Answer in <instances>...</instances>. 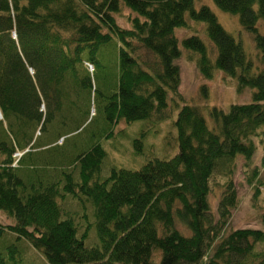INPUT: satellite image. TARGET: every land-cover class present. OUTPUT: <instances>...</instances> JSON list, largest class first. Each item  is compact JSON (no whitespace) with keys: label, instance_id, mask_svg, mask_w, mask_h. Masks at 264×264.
Here are the masks:
<instances>
[{"label":"trees","instance_id":"16d2710c","mask_svg":"<svg viewBox=\"0 0 264 264\" xmlns=\"http://www.w3.org/2000/svg\"><path fill=\"white\" fill-rule=\"evenodd\" d=\"M195 1L0 0V211L13 219L0 223V237L15 234L47 264H200L203 259L206 264H264V193L261 227L224 234L238 203L230 178L236 160L242 157L251 179L256 178L252 159L264 141V0H212L224 13L238 16L254 43L255 62L213 11L195 7ZM122 8L130 15L127 27L115 18ZM191 21L205 24L210 41L207 45L197 34L181 38L199 74L210 79L219 70L235 81L237 93L252 90L249 102L227 110L206 105L211 125L179 92L175 61L181 49L175 29L200 28ZM111 34L119 54L117 86L105 105L108 124L162 121L175 108L178 151L136 170L113 167L98 180L105 150L96 143L72 158L73 171L63 173L62 190L60 176L46 185L19 177L30 127L43 131L56 115L68 121V108L75 107L77 120L87 116L84 101L98 92L91 77L96 50ZM206 87H199L204 100ZM134 144L140 151L141 140ZM217 172L228 181L214 214L209 182ZM66 194L81 206L89 203L99 245L85 246L88 229L79 233L75 213L64 208ZM0 264H8L1 255Z\"/></svg>","mask_w":264,"mask_h":264},{"label":"rangeland","instance_id":"374dc122","mask_svg":"<svg viewBox=\"0 0 264 264\" xmlns=\"http://www.w3.org/2000/svg\"><path fill=\"white\" fill-rule=\"evenodd\" d=\"M212 2V0H196L195 7L202 4L208 6L222 27L233 36L235 41L242 44L247 57L255 62L254 43L251 36L241 29L238 16L224 13ZM128 16H130L128 10L122 8L115 18L119 25L127 27ZM192 23L195 24L193 28L200 27L201 30L200 28L192 30L190 26L175 29L179 40L178 47L181 49V56L175 61L180 71L179 92L184 98L183 102L197 106L207 123L211 125L212 121L204 109L206 105L227 110L230 104L249 102L252 90L247 88L242 93H237L235 81L219 70H216L210 79H204L199 74L194 67V61L187 57L186 50L181 45V38L185 33L187 35L197 34L207 45L210 41L205 35V24L195 21ZM116 38L114 34H111L110 40L96 50L97 63L95 62L91 77L98 92L94 95L92 91L87 102L84 101L85 107L87 104V116L83 120H77L78 117L72 116L76 114L75 107L74 109L68 108V121L56 119L60 118L56 115L55 119L45 124L43 131H40L38 127H30V132L33 131L32 138H30V148L24 150L25 154L20 167L16 169L19 177L23 179L34 177L35 181H40L46 185L53 180L56 181V178L59 181L60 176L62 183L59 188L62 190L63 173L73 171L72 158L96 143L105 150L98 180L108 177L113 167L136 170L148 160L153 158L169 159L176 154L178 144L173 125L177 114L175 108H169L167 117L162 121L136 120L129 123L118 121L108 124L105 110L106 100L107 96L116 89L118 79L119 42ZM203 84L207 86L208 90L206 100L201 99L199 95V87ZM170 102L169 100V104ZM76 120L77 127L75 126ZM137 138L141 140L140 151L136 149L134 144V140ZM252 160L258 171L257 177L254 179H251V168L243 166L242 157L239 156L236 160L235 169L230 178L236 186L238 203L230 213L224 234L241 227H261L259 217L260 212H262L261 201L263 200L264 188L260 186V181H264V141L256 145L255 156ZM75 175H77L76 180H78V171L75 172ZM226 181H228V177L217 172L209 182L208 199L214 214H216L217 203ZM66 195L67 197L63 200L64 208L70 213H75L74 222L79 228V233H82L85 228L88 229V235L84 241L85 246L99 245L93 221V210L90 209L89 203L85 201V207L81 206L70 194ZM84 213L86 217H82ZM11 222L13 219L0 211V223L8 225ZM0 255L8 264H47L43 255L29 245L27 241L17 239L15 234L7 232L0 237ZM200 264H206L205 260L203 259Z\"/></svg>","mask_w":264,"mask_h":264},{"label":"built area","instance_id":"2783aa9c","mask_svg":"<svg viewBox=\"0 0 264 264\" xmlns=\"http://www.w3.org/2000/svg\"><path fill=\"white\" fill-rule=\"evenodd\" d=\"M85 65L87 66L89 71H92V65L90 63L85 62ZM21 153H15V156H20Z\"/></svg>","mask_w":264,"mask_h":264}]
</instances>
